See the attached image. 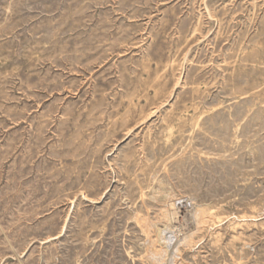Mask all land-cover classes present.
Instances as JSON below:
<instances>
[{"label": "rangeland", "instance_id": "1", "mask_svg": "<svg viewBox=\"0 0 264 264\" xmlns=\"http://www.w3.org/2000/svg\"><path fill=\"white\" fill-rule=\"evenodd\" d=\"M140 216L264 264V0H0V264H153Z\"/></svg>", "mask_w": 264, "mask_h": 264}, {"label": "bare ground", "instance_id": "2", "mask_svg": "<svg viewBox=\"0 0 264 264\" xmlns=\"http://www.w3.org/2000/svg\"><path fill=\"white\" fill-rule=\"evenodd\" d=\"M199 117H194V122H193L194 126L199 125ZM176 204L177 203H171V206L175 207ZM189 206H191V210L188 209ZM190 214H191V217H190ZM164 215H165L164 218L166 217V221L168 222L174 221L175 218H178L177 220L180 223H185L189 221L191 218L193 219V222H194L193 224H196L197 228H200L202 224L208 223L209 219L212 217L211 215H209V210L207 208L203 207L202 205L192 204V203H190L189 205L183 204L182 208L178 207L175 210L170 209L166 211ZM139 219L141 220L140 222L145 227V230L148 233L149 244H148L147 256L153 264H165L164 262L166 261V258L168 257V255L169 256L171 255L170 263L174 262L175 257L178 255V251H179L178 243L180 241L184 243L190 241L186 239V237L184 236L185 238L183 239L178 238L177 242L175 241L176 243H174L175 244L174 245L172 243L174 242L173 240L176 239L177 234H176V231H174L175 229L172 230L171 224L166 223L164 228H158L155 222H152L149 220L150 218L148 219V218H143L140 216ZM152 230H154L157 233V240L154 239L153 236L151 235ZM188 236L190 237V235ZM179 237H181V235ZM158 243H160V245H158ZM172 245H173V248L171 249V252L169 253V250L172 247Z\"/></svg>", "mask_w": 264, "mask_h": 264}]
</instances>
